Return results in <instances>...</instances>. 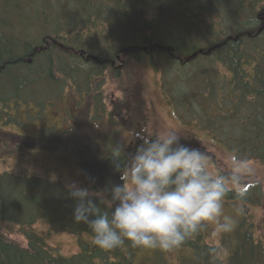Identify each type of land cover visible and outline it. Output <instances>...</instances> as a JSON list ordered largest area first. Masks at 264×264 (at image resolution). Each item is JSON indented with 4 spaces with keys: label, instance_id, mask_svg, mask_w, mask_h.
I'll list each match as a JSON object with an SVG mask.
<instances>
[{
    "label": "trees",
    "instance_id": "trees-1",
    "mask_svg": "<svg viewBox=\"0 0 264 264\" xmlns=\"http://www.w3.org/2000/svg\"><path fill=\"white\" fill-rule=\"evenodd\" d=\"M149 76L181 126L235 162L264 163V0H0V160L29 145L21 129L30 120L69 100L86 113H105L109 129H125L141 115L136 104ZM115 129V142L92 130L89 147L84 141L71 157L86 149L82 167L100 159L99 175L114 174L108 154L117 145ZM182 142L205 152L195 136ZM136 143L124 144L134 152ZM225 201L245 209L263 205L264 196L251 184L243 197L230 190ZM73 208L58 180L0 173V264H264L245 219L237 231L242 240L224 263L205 227L171 252L128 241L102 250L91 229L73 220ZM38 221L47 223L46 235L75 236L78 251L64 256L48 246L32 231Z\"/></svg>",
    "mask_w": 264,
    "mask_h": 264
},
{
    "label": "clouds",
    "instance_id": "clouds-1",
    "mask_svg": "<svg viewBox=\"0 0 264 264\" xmlns=\"http://www.w3.org/2000/svg\"><path fill=\"white\" fill-rule=\"evenodd\" d=\"M139 141L134 152L119 143L108 154L120 183L108 181L101 188L65 183L74 201L73 220L91 229L97 247L114 250L128 241L132 247L171 252L208 224L217 233L232 230L223 203L233 188L244 196L239 186L249 170L246 162L214 173L211 157L183 143L175 129Z\"/></svg>",
    "mask_w": 264,
    "mask_h": 264
},
{
    "label": "rangeland",
    "instance_id": "rangeland-1",
    "mask_svg": "<svg viewBox=\"0 0 264 264\" xmlns=\"http://www.w3.org/2000/svg\"><path fill=\"white\" fill-rule=\"evenodd\" d=\"M107 90H110L108 86ZM106 94L109 97V94ZM118 96L119 94L115 93L111 98L117 99ZM138 100L139 104L137 103L136 106L141 110V115L134 119L135 121L131 120L128 122L125 129L123 127L109 129V121L105 113L97 114L98 116L91 112L86 113L84 106H76L70 100L65 104H58L60 107L58 110H51V108L46 110L47 115H44V112L43 118L35 117L21 129V133L28 137L29 145H25L23 149L11 154L9 157L4 156L0 160V173L9 172L22 176H41L48 178L52 182L58 179L64 186L66 182L72 180L79 181L81 186H88L91 183L93 188H101L108 181L120 183L119 173L99 175L96 167L100 159H97L98 163L96 159L89 161V168L82 167L78 158L86 163L89 156L86 149L81 154V157H79V154L76 157H71L72 151L82 149L84 141L89 147V135L92 130L96 129L101 134L105 133V138L113 142H115V135H113L112 131L114 129L118 130L117 144L135 140L139 143L141 136L154 138L168 130L175 129L182 138L195 136L201 141L202 146L205 148V153L211 157V171L214 173L217 171L226 172L231 169L235 161L227 152L212 145L204 135L193 129L185 128L178 123L163 99L157 83L151 76H149L147 83L142 84L140 99ZM107 109H110V106H107ZM65 110H68L69 116L65 115ZM83 121L86 125L82 126ZM76 122L79 123V128L81 127L78 132ZM53 138L60 139L62 144L51 149L52 144H49V141ZM138 143L132 144L131 149H136ZM246 164L249 170L243 174L244 178L239 188L245 191L249 185L259 184L261 193L264 196V163L246 162ZM53 175L56 176V179L53 177L55 181L52 180ZM233 190L238 191L236 188H233ZM244 207L246 210L242 208L240 202L225 201L223 203V215L229 217L232 221V230L230 232L217 233L214 225L208 224L204 226L207 232L206 242L219 248L218 257L224 263L242 240L243 232L239 238L237 231L243 219L248 224L247 231L264 249V203L261 206L244 203ZM32 231L35 234L43 235L46 244L56 248L61 255L70 256L78 251L75 236L65 232L57 235H46L48 225L44 221L35 223L32 226ZM9 237L24 246L27 245L24 236L12 233L9 234ZM82 237L85 238V235H82ZM259 260L264 262V258L261 256Z\"/></svg>",
    "mask_w": 264,
    "mask_h": 264
}]
</instances>
